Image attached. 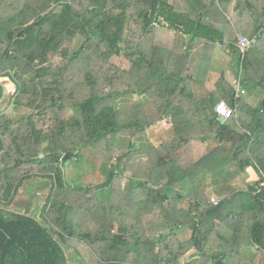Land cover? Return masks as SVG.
<instances>
[{
    "label": "trees",
    "instance_id": "1",
    "mask_svg": "<svg viewBox=\"0 0 264 264\" xmlns=\"http://www.w3.org/2000/svg\"><path fill=\"white\" fill-rule=\"evenodd\" d=\"M176 1L0 0V103L7 78L15 86L13 103L21 105L26 97L25 105L34 111L14 131L11 119L0 114V205L12 204L23 181L50 180L45 225L0 208V264H182L189 252L213 264H264V191L254 194L258 182L264 181V100L258 108H249L245 124L246 119L240 117L238 124L235 116L219 120L217 102L235 106V89L222 76L210 94L214 105L199 104L208 125L201 131L198 122L180 115L182 108L155 104L168 92L192 94L172 63L180 60L187 66L198 46L227 41L237 76V36L228 40L219 28L231 15L230 8L235 11L233 24L251 26L246 35L258 40L244 61L243 88L251 85V91L264 92V0H179L187 4L185 11ZM159 28L174 33L167 56L154 42ZM77 37L82 42L70 51ZM61 52L62 65L45 66L49 57ZM119 56L127 58L128 71L115 70L111 61ZM157 61L170 63L169 68ZM136 94L148 95L149 102L139 108V115L127 118L115 103ZM68 109L74 114L66 118ZM162 112L172 117L175 136L154 149L148 162L132 164L144 149L142 136L162 121ZM213 133L219 145L195 159L192 142L210 141ZM118 138L127 140V149L106 170L103 184L93 192L62 188L60 164L67 157L81 162L83 151L89 150L101 160ZM248 168L257 181L246 190L215 195L222 201L210 204L205 181L222 187ZM122 183L125 187L116 195ZM79 207L82 216L74 214ZM113 207L123 220L124 213L133 212L135 219L126 226L113 217ZM53 219L55 224L50 223ZM126 227L131 229L122 234ZM185 230L190 231L187 240ZM65 245L76 253L84 248L88 257L70 262ZM246 251L250 258L244 257Z\"/></svg>",
    "mask_w": 264,
    "mask_h": 264
},
{
    "label": "crops",
    "instance_id": "2",
    "mask_svg": "<svg viewBox=\"0 0 264 264\" xmlns=\"http://www.w3.org/2000/svg\"><path fill=\"white\" fill-rule=\"evenodd\" d=\"M233 6V4L231 5ZM231 15L227 16V22L224 23L223 25H220L219 28H221L224 31L225 38L230 40L233 36H238L239 34L247 36V32L249 33L252 29L251 26L242 25V23L237 22L235 25L233 24V16L235 15V11L232 9L230 10ZM243 18H246L248 16L243 15ZM251 36V35H249ZM248 36V37H249ZM155 43L157 45V49L162 52L165 56H167V50L170 49L172 45V40L174 38V33H168V32H163V31H158L155 32ZM167 38L171 42L167 43L164 39ZM228 42L225 41V45L223 44H216L214 47H205V46H198L194 48L193 50V58L189 60L187 63V66L183 63V61L177 60V62L172 63V67L180 71V74L182 76V79L185 83V81L189 84L185 85V88L190 90L192 94L190 95H170V93L166 92L167 95H161L160 99L155 101V104L158 103V105L163 106H169L171 107L172 110H175L174 108L179 107L182 112L180 113L183 114L182 116L192 118L196 124L198 122L197 126V131H201L203 129L206 130L207 126L204 120L203 114H201L200 110V103H210V105H214L216 102L214 99L213 101H210V94L215 90L216 84L218 80L224 76L226 79L227 84L232 88L235 89L234 81L236 79V75L233 70V65H232V59H233V53L229 50L228 48ZM150 49V53L154 50L153 48V43L148 44V50ZM158 53V52H157ZM152 55V54H151ZM179 59V58H178ZM159 61H157L156 64H158ZM162 65V68H169L170 63L165 62L163 64H158ZM193 78V83H190V78ZM183 85V84H182ZM181 88H184L182 86ZM246 93V92H245ZM246 95V94H245ZM244 95V96H245ZM264 100V92H262L261 88H257L254 90L253 94L248 95L246 99H242V97L238 100L237 102V110L235 113V119H245V118H250V109L249 108H258L260 103ZM225 101V100H223ZM149 102L148 95H132L130 98V106L131 109L135 107L137 110V113L139 115V108L144 106L146 103ZM116 104V103H115ZM154 104V106H155ZM120 105V104H119ZM119 105L116 104V108H119ZM257 105V106H256ZM121 106V105H120ZM153 106V107H154ZM161 108V107H157ZM121 109V107L119 108ZM150 112V111H149ZM135 113V112H133ZM162 121L157 123V125H154L153 127L149 128L146 130L145 135L143 137V144L145 147V151L147 149H156L159 146L169 142L174 136L175 132L172 126V117L169 115V112H162ZM165 122V123H164ZM212 140L210 141H204V140H195L192 142V149H193V156L195 159L200 158L204 153H208L210 150H212L215 146H218L219 143L214 140L213 138L215 137V133L212 134ZM134 142V141H133ZM143 151V150H142ZM139 155V154H138ZM121 156V155H120ZM118 156V157H120ZM140 156H137V161L139 162ZM85 159V158H84ZM83 159V161H84ZM134 161V160H133ZM63 166L62 168H68L69 165L71 164L68 161V157L63 161ZM70 173V172H69ZM66 174L62 178V188H66L68 190H73V188H80L86 186L83 184L82 186H79L81 184L79 180L84 177L82 174L81 176H77L73 173L70 175ZM65 174V171H64ZM247 177L248 179L251 178L252 182L257 181V175L255 171L252 168L247 169ZM238 176H235L233 179L228 178L227 180L231 182L232 184L237 180ZM32 179V178H31ZM85 178L82 179V181ZM250 180V179H249ZM27 181V180H25ZM23 181V183L25 182ZM216 180H214L215 182ZM218 182L220 180H217ZM227 181V182H228ZM223 182V181H222ZM32 183L25 189L30 188ZM43 185V183L41 184ZM39 186L41 188H44L43 186ZM78 185V186H76ZM22 186V185H21ZM20 186V187H21ZM19 187V188H20ZM46 189V188H45ZM203 189L206 190H211L212 192L215 191L212 183L210 180L205 181V185ZM214 189V191H213ZM19 190V189H18ZM18 190L16 195L18 194ZM229 190H233L230 189ZM44 193V190H42ZM49 191V188H47V192ZM30 201V207H25L21 212H12L9 210L13 202L15 201L16 195L14 197V200L12 204L7 207L8 210L7 212L10 213H16V214H25L33 217L36 219L37 222L41 223L42 225H45L44 221V211L43 208L45 206L43 202L44 195L40 194V192L35 189V192L29 193L25 192ZM45 194V193H44ZM24 196L23 198H27V196ZM68 196H64V199H67ZM46 200V199H45ZM34 201V202H33ZM63 202V201H62ZM61 202V203H62ZM41 206V210L39 211L38 206ZM27 209H31L28 211ZM28 211V212H27ZM55 224V220H50V223ZM64 234V233H63ZM62 234V235H63ZM65 236V234H64ZM67 237V236H66ZM190 237V231L185 230L184 231V236L183 239L187 240ZM64 250L66 251V255L69 256L74 253L73 248L69 247L67 245L64 246ZM203 258L202 256H192L191 252L189 254L185 255L183 258L182 264H201Z\"/></svg>",
    "mask_w": 264,
    "mask_h": 264
},
{
    "label": "rangeland",
    "instance_id": "3",
    "mask_svg": "<svg viewBox=\"0 0 264 264\" xmlns=\"http://www.w3.org/2000/svg\"><path fill=\"white\" fill-rule=\"evenodd\" d=\"M168 1L171 2L173 0H168ZM176 2H177V4H179L178 5V9L180 11H185L188 8V6H187V4L185 2L179 3L180 2L179 0H177ZM231 9L232 8H230V10ZM134 25H135L134 28L136 29L137 28V23L134 22ZM157 30L166 32V30L161 29V28H159ZM139 36L140 35H138L137 38ZM234 37L235 36H233L231 38V40H233ZM164 40L167 41V43L171 42L167 38H165ZM81 42H82V39L80 37L79 38L77 37L70 44L69 50L71 51V50L77 49L80 46ZM256 44H258V40L255 42V44L252 46V48L250 50H252L253 47ZM250 50H249V52H250ZM249 52L247 54V57H249V55L251 54V52L250 53ZM64 62H65V58L63 56V53L61 52V53H59L56 56L49 57V59L47 60V63H46L45 66L46 67H57V66L62 65ZM111 63L113 64L115 70H119L120 72H124V70L128 71L131 68V65L127 61V58H125L123 56H119V57L113 58ZM117 74H119V73H117ZM238 75H239V71H238V74H237L236 77H238ZM242 77H244V72H242ZM47 81H49V80L47 79ZM2 84H3L4 89H5V99H4L3 102L0 103V114L4 113V114H6V116H8L11 119V121H9L10 122L9 123V126H10L9 128H10V130L14 131L17 128H20L21 126H23L22 118L27 116L31 112L34 113V111L31 108H29L27 105H25L26 97L22 99V104L21 105L17 106L16 104L13 103V98L15 96V86L7 78H4V81H2ZM118 84L121 87V83H118ZM246 84H247V82H246ZM246 84L242 83V86L244 87V85H246ZM251 89H252L251 85L248 86V88L246 87V89H245V92H246L245 94L246 95L245 94H244L245 96L242 95L241 96L242 99H246V97H248V95L253 94L254 90L251 91ZM131 97H132V95H127L126 97H121V98H119L116 101V104H118V105L120 104L121 105V106L119 105V108L121 107V109L119 111L120 112H124L127 115V118H130V116L132 114H134L133 112H135V113L137 112L135 107H133L131 109V106H130V98ZM73 114H74V111H72L71 109H68L66 111V113H65V116H66V118H69ZM245 119L246 120L244 121L243 124H245L247 121L250 120V118H245ZM237 120H238L237 123L239 124V119H237ZM142 142H143V140H142ZM126 145H127V140L126 139L118 138L117 141H116V144L114 146V149L111 152H109V153H105L102 156L101 160H99L96 157H92V153H90L89 150H84L83 151V154L85 156L84 161H81V162H76V161H73V160L71 162L69 161L71 164L69 165L68 168H65V167L62 168L64 163L60 164V168H61V170L63 172V176L68 174L69 172H70L69 175L71 173H73V174H75L77 176H81L80 174H82L84 177H82L79 180V182L81 183V184H79V186H82L83 184H85L86 186H84V187L89 189V190H92V192H93L95 188H98L99 185L103 184L104 180L106 179V170H108V168H111V166L117 162L116 160L118 159V156L122 155L124 153V151L127 149ZM143 148L145 149V147H143ZM144 149H143L142 152H140L139 155H136V156L133 157L134 161H132L133 163L131 162L132 164H135V163L142 164L144 162H148V160L154 154V149H149L148 148L147 151H145ZM137 156H140L139 162L137 161ZM89 160H91L93 162V165L89 164ZM64 171H65V174H64ZM124 176H123L122 179L124 181H126L127 178L129 177V174L124 175ZM83 178H85V179L82 181ZM249 179L247 177V171H246V173L238 175L237 180L232 184V186H231V184H230L231 182H230V183H228V185H224L222 187L221 186L217 187V186L213 185L214 189L217 190V191H214V189H213L214 192H212L211 190H206V191H205V189H203V190H204V192H205V194H206V196L208 198H210L212 196H215V195L219 196L221 194H223L222 196H224V195L228 194L231 191L228 188L233 189V190H246L248 188V186L250 185V183H252L251 178H249ZM31 183H32L31 187L28 188V189H25ZM42 183H43V185H41ZM39 184L41 186H43L44 188H41L39 186ZM125 184L126 183H122L121 187L119 189L117 188L116 195H118V193H120V191L123 190L122 188L125 187ZM76 186H78V185H76ZM47 188H49L48 192H47ZM35 189H37L40 192V194L44 195L43 202H45V199H47V197L49 195L48 193L50 192V180L48 178H32V179H28L27 181L22 183V186L19 188L18 194L16 195L15 201L13 202V204L11 205L9 210H11L12 212L18 213V212H21L23 210V208L30 207V205L28 206V204H30V201H29L30 198H28L29 196H27L25 194V192H28V195H29V193L35 192ZM42 190H44L45 194L43 193ZM96 192H101V190L97 189ZM25 195L27 196V198L24 199L23 197ZM91 196H93V194H91L90 197ZM125 204H126V201H125ZM125 204L123 206L126 207ZM0 208H4V207L2 205H0ZM38 208H39V211H40L42 207L39 205ZM4 209L8 210L7 208H4ZM27 210L30 211L31 209H27ZM119 212L120 211L119 210L117 211L116 207H113V210H112L113 217L115 218V215H116V220L117 221L121 220V222L123 224H126V226L135 219L134 212H133V215L132 214L129 215V214H125L124 211H123L124 217L126 218L124 220H123V217H121V215L118 214ZM82 213H83V211L81 210V207H79L77 210H75L74 214L82 216ZM28 215H29V212H28ZM130 218L133 219V220L130 221L129 220ZM130 229L131 228H129V227L124 228V231H122V234H125ZM245 231H246V229L244 228V232ZM116 232H117V228H115L113 233L116 234ZM87 255L88 254L86 253V250L84 248H80V252L79 253H76V250H75L73 254L69 255L70 258H71L69 260L71 262L72 259H76L77 260L78 257H81V256L88 257ZM243 255H244L245 258H250L252 256V254L251 253H247V251L244 252ZM202 258H203V260H202L201 264H213L212 260L209 259L208 257L202 256Z\"/></svg>",
    "mask_w": 264,
    "mask_h": 264
},
{
    "label": "built area",
    "instance_id": "4",
    "mask_svg": "<svg viewBox=\"0 0 264 264\" xmlns=\"http://www.w3.org/2000/svg\"><path fill=\"white\" fill-rule=\"evenodd\" d=\"M257 41V37H248L242 34H239L237 36V41L235 44V47L239 54V75L234 81L235 85V94H234V101L235 106L231 107L228 105L226 101H219L214 106V112L217 116V118L223 122L230 120L235 116L236 110H237V102L241 98L242 95L245 94V89L242 86L243 83V66L245 58L249 52V50L252 48V46ZM264 191V181H259L258 184L255 187V195L259 194ZM222 201V198L212 196L209 198L210 204L217 206Z\"/></svg>",
    "mask_w": 264,
    "mask_h": 264
}]
</instances>
